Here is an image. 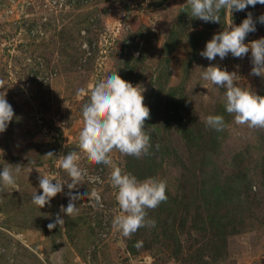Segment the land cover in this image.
I'll list each match as a JSON object with an SVG mask.
<instances>
[{"label": "rangeland", "instance_id": "obj_1", "mask_svg": "<svg viewBox=\"0 0 264 264\" xmlns=\"http://www.w3.org/2000/svg\"><path fill=\"white\" fill-rule=\"evenodd\" d=\"M247 12L255 20L264 5L231 17L222 10L218 24L192 17L188 0H0V95L14 110L0 134V167L22 166L16 188L0 186V264H264V127L236 123L224 110L225 89L198 68L218 63L264 95V74L249 75V54L211 62L199 55L213 33ZM260 37L257 23L245 43ZM116 70L145 89L150 147L140 157L114 148L110 164H96L79 145L81 105L88 85ZM207 115L223 116L224 126H207ZM69 149L102 181L73 186L95 188L102 207L81 195L78 209L63 213L62 186L39 209V175L70 178L44 155ZM113 167L166 181L167 199L147 210L155 227L124 237L113 225L122 211ZM60 210L64 224L48 227Z\"/></svg>", "mask_w": 264, "mask_h": 264}, {"label": "clouds", "instance_id": "obj_2", "mask_svg": "<svg viewBox=\"0 0 264 264\" xmlns=\"http://www.w3.org/2000/svg\"><path fill=\"white\" fill-rule=\"evenodd\" d=\"M188 3L192 17L205 23L219 24L222 10H226L231 17L232 13L249 6L264 5V0H188ZM257 23L264 24V13L254 20L252 12H247L239 25L233 24L231 20L222 31L213 33L199 55L211 62L217 58L222 61L229 54L234 58L249 54V75L261 77L264 74V37L245 43L247 35L256 31ZM198 68L201 69L202 80L210 82L215 88L225 89L224 110L234 114L236 123L264 127V95H258L252 88L236 83L240 76L218 63ZM144 92V87L122 79L117 70L96 77L88 85L87 99L81 105L83 120L78 135L79 145L87 150V156L93 163L110 164L109 153L114 148L134 157L148 153L150 135L145 130V121L149 118L150 109L144 104ZM13 119L12 105L5 95H0V134L6 131ZM204 121L216 130L224 126L221 115H207ZM44 156L57 159L70 178L64 180L39 175L40 194L36 191L32 196V202L39 209L50 206L51 199L62 186L68 197L66 203L59 206L63 213L76 211L79 206L75 204L74 198L81 195L90 196L95 206L102 207L101 196L95 188L88 191L73 186L83 179L90 184L102 183L99 176L89 174L81 166L75 149H69L59 156L49 151ZM21 170L19 164L13 166L5 163V166L0 167V186L16 188V178ZM110 181L117 189L118 205L122 210L114 216L112 223L121 234L128 237L141 227H155L156 221L148 218L147 210L156 208L167 199L166 181L151 176L138 179L131 172H122L119 167L112 168ZM64 219L61 210L57 211L49 217L48 227L56 223L63 225ZM134 246L142 247V241H137Z\"/></svg>", "mask_w": 264, "mask_h": 264}]
</instances>
